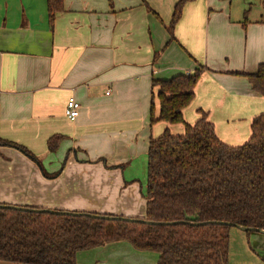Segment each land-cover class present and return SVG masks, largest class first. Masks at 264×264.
<instances>
[{
    "label": "crops",
    "instance_id": "obj_1",
    "mask_svg": "<svg viewBox=\"0 0 264 264\" xmlns=\"http://www.w3.org/2000/svg\"><path fill=\"white\" fill-rule=\"evenodd\" d=\"M179 1L64 0L51 26L48 0H0V136L38 158L0 149V204L145 218L149 144L166 129L184 133L183 125L151 124L152 83L201 66L186 123L201 110L224 143L249 141L264 96L241 74L264 64V0H251V17L249 0L190 1L171 40ZM71 98L81 105L75 120L65 115ZM54 136L62 141L52 153ZM159 257L117 242L80 251L77 262ZM229 264H264V234L233 228Z\"/></svg>",
    "mask_w": 264,
    "mask_h": 264
},
{
    "label": "trees",
    "instance_id": "obj_2",
    "mask_svg": "<svg viewBox=\"0 0 264 264\" xmlns=\"http://www.w3.org/2000/svg\"><path fill=\"white\" fill-rule=\"evenodd\" d=\"M190 1L180 0L175 6L167 26L171 40ZM48 8L53 26L56 14L64 10V0H48ZM206 69L201 66L194 74L152 83L151 124L183 125L184 133L173 135L166 129L149 144L145 218L104 220L3 208L0 261L78 264L80 251L127 242L138 251L158 253V264H229L234 227L220 222L264 230V113L254 118L252 136L241 146L224 143L201 110L200 119L187 124L183 110L194 100ZM241 75L264 96V64ZM61 141L62 136L50 138L49 152H56ZM5 147L38 162L27 148L0 136V149Z\"/></svg>",
    "mask_w": 264,
    "mask_h": 264
},
{
    "label": "water",
    "instance_id": "obj_3",
    "mask_svg": "<svg viewBox=\"0 0 264 264\" xmlns=\"http://www.w3.org/2000/svg\"><path fill=\"white\" fill-rule=\"evenodd\" d=\"M3 208L12 209V210H16V211H33V212L50 213V214H66V215H73V216H90V217H93L96 219H104V220L134 221V219L125 218V217H121V216H109V215H99V214H93V213H80V212H64V211H58V210L35 209V208H30V207H25V206L0 204V209H3ZM176 224H179V222H176ZM220 224L229 225V226H232L234 228L240 229L244 232L264 234V230H261L258 228H245V227H241V226H237L235 224L225 223V222H220Z\"/></svg>",
    "mask_w": 264,
    "mask_h": 264
},
{
    "label": "built area",
    "instance_id": "obj_4",
    "mask_svg": "<svg viewBox=\"0 0 264 264\" xmlns=\"http://www.w3.org/2000/svg\"><path fill=\"white\" fill-rule=\"evenodd\" d=\"M80 110H81L80 103L76 99L71 98L67 102L65 115L69 120H75L80 116Z\"/></svg>",
    "mask_w": 264,
    "mask_h": 264
},
{
    "label": "rangeland",
    "instance_id": "obj_5",
    "mask_svg": "<svg viewBox=\"0 0 264 264\" xmlns=\"http://www.w3.org/2000/svg\"><path fill=\"white\" fill-rule=\"evenodd\" d=\"M247 9H248V11H247L248 16H249V15H250V17L253 16L254 13H255V11H256V9H255L254 6L252 7V1H251V0H249V1L247 2ZM234 11H235V12L238 11V4H237L236 2L234 3ZM254 16H256V15H254Z\"/></svg>",
    "mask_w": 264,
    "mask_h": 264
}]
</instances>
